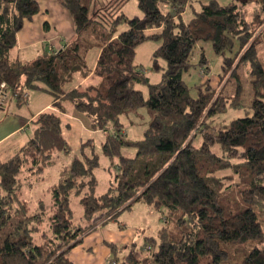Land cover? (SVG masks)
<instances>
[{
  "label": "trees",
  "instance_id": "1",
  "mask_svg": "<svg viewBox=\"0 0 264 264\" xmlns=\"http://www.w3.org/2000/svg\"><path fill=\"white\" fill-rule=\"evenodd\" d=\"M59 1L71 15L73 39L26 62L11 51L39 2L0 0L1 98L22 105L33 89L54 101L31 120L27 143L0 158V264H74L68 252L88 231L119 222L137 203L162 210L165 224L144 237V256H127L130 264H264V66L258 56L264 0H209L198 9V0H136L140 15L132 17L121 10L128 0ZM122 23L126 28L119 31ZM147 40L160 41L151 55V69L160 73L155 83L134 62L137 46ZM200 42L221 55L224 75L240 63L249 67L250 114L218 121L228 105H239L240 86L230 102L209 82L191 94L183 74ZM197 64L206 75L203 51ZM76 74L87 82L65 89ZM137 85L147 87L146 97ZM66 101L104 133L101 149L115 167L113 179L97 193L98 157L82 152L67 177L47 188L48 203L40 200L32 209L22 196L24 185L31 186L30 178L41 175L55 151L69 150L62 135ZM143 107L149 120L142 137L127 139L121 117ZM123 147H134L135 154L124 155ZM72 195L80 196L88 224L74 221Z\"/></svg>",
  "mask_w": 264,
  "mask_h": 264
},
{
  "label": "rangeland",
  "instance_id": "2",
  "mask_svg": "<svg viewBox=\"0 0 264 264\" xmlns=\"http://www.w3.org/2000/svg\"><path fill=\"white\" fill-rule=\"evenodd\" d=\"M82 1L85 5H89V3L94 5H104L109 0ZM208 1L209 0H200L199 2H194L195 8L198 9L200 7V3H206ZM217 1L219 3H226L228 0ZM121 8L122 12L127 17L140 15V10L137 7L136 0H128ZM252 8L253 7L251 6L246 7L245 11L248 14V17L252 12ZM192 10L193 9L190 6L186 8L183 14L184 20L188 21L192 17ZM125 28L126 24L122 23L118 30L121 31ZM159 44V40H147L141 43L136 48L134 58L135 64L143 72H145L152 83L160 80V73L151 69V55ZM201 51H203L209 67V71L206 75L197 64ZM93 53L94 52H92L88 58L90 63L93 60ZM233 53L234 51L226 52L225 54L227 56H233ZM258 56L260 62L264 66V41L258 45ZM191 63L192 66L189 71L183 74V80L191 88V94L193 96L196 95L197 88H203L204 85L209 82L213 87L218 86L217 92L221 91L224 96L228 97V102H230L232 99L231 97L236 94V88L238 86L241 88L239 97L236 98L239 100V105L237 107L228 105L224 112L218 114V121L228 122L233 118L250 114L252 88L250 82L251 77L248 73V66L240 63L239 66L234 68V71L232 70L224 75L222 70V57L221 55H217L213 52L209 42H200L197 45V49L193 53ZM78 82L79 78L76 74L73 81L65 85V89H70L75 85L77 86ZM136 87L142 91L145 97L147 96V87L145 85H137ZM27 94H29L28 101L21 106L23 109H26L27 112H35V109L31 107L29 100L33 97V95H39L40 102L44 100L52 101L51 94L45 91L31 89L27 91ZM63 104L65 112L62 114V135L68 143L69 150L67 152L55 151L50 163L43 169L41 175L36 178L32 177V180H34L33 185H24L22 196L28 201L32 209L35 207L33 204H35L39 198H42L44 202H48V196L46 194L47 187L66 178L72 161L74 158H81L82 152L89 156L95 154L98 157V164L93 168V173L97 181L95 186L97 193L104 192L108 188L109 182L113 179L115 167L111 165L108 157L102 153L101 149V143L105 136L104 133L100 130H93L91 128L92 117L90 115L76 110L69 101H66ZM148 120L149 116L147 114V109L144 107L133 110L128 115H123L121 117V121L124 124L123 132L125 133V137L131 140L140 139L144 128L147 126ZM122 153L127 156H133L135 154V149L134 147H123ZM8 158L9 157H4L2 160H6ZM23 175L26 177L28 176L27 173L22 174V176ZM48 207L49 206L47 205L46 208L48 209ZM71 207L74 212V221L81 225L88 224L89 220L83 215L82 207L80 205V196L72 195ZM163 213L164 212L162 210L158 211L143 203H137L133 209L124 211L119 216L118 220L126 223L129 227L139 226L143 230L141 238L144 241L145 236L157 235L159 229L164 226L165 220ZM110 227L114 229L113 225H110ZM116 227L118 226L116 225ZM243 247L248 249L249 245L244 244ZM141 248L142 245L137 247V250H134L136 257H142L147 253L146 249ZM238 248H241V246H238ZM131 249L132 247L128 245L123 251L116 252L114 257L117 258L118 264H122L124 257L131 251ZM235 249L236 247L232 250ZM128 264H130L129 261Z\"/></svg>",
  "mask_w": 264,
  "mask_h": 264
},
{
  "label": "crops",
  "instance_id": "3",
  "mask_svg": "<svg viewBox=\"0 0 264 264\" xmlns=\"http://www.w3.org/2000/svg\"><path fill=\"white\" fill-rule=\"evenodd\" d=\"M38 2L39 12L31 20L25 21L22 29L17 34V45L11 51L13 59L26 62L32 61L46 51L51 52L61 48L75 35L71 15L59 0H38ZM96 56L97 53H93L92 66L95 63ZM78 78L77 86L87 82V78H81L79 75ZM28 98L29 94L27 101ZM12 100L15 99H11L9 96H6V98L0 96L1 159L17 153L27 143L32 132L31 120L38 113L51 109L54 102L53 98L52 101L44 100L40 102L39 95H33L29 100L35 112L28 110L29 114L26 109L21 107L22 105L17 104L16 100ZM32 177L36 178V176ZM32 177L30 178L31 186L34 181ZM40 200L42 198L37 199V202L33 204L35 205L33 209L38 207ZM115 224L117 226L122 224L123 228L120 229ZM110 225H113L114 229ZM142 234L143 230L139 226L129 227L126 223L120 221L106 225H96L83 236L78 245L69 250L68 258L74 264H118L117 258L114 257L116 252L123 251L129 245L132 249L122 262V264H128L127 256L131 253L136 255L134 250L143 245ZM108 243H112L115 247L111 248Z\"/></svg>",
  "mask_w": 264,
  "mask_h": 264
},
{
  "label": "built area",
  "instance_id": "4",
  "mask_svg": "<svg viewBox=\"0 0 264 264\" xmlns=\"http://www.w3.org/2000/svg\"><path fill=\"white\" fill-rule=\"evenodd\" d=\"M1 87H4V84H1Z\"/></svg>",
  "mask_w": 264,
  "mask_h": 264
}]
</instances>
